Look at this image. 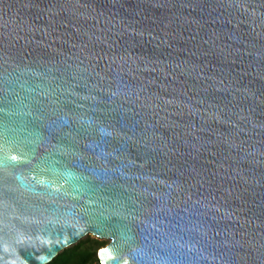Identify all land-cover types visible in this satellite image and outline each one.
Returning a JSON list of instances; mask_svg holds the SVG:
<instances>
[{
	"label": "water",
	"instance_id": "water-1",
	"mask_svg": "<svg viewBox=\"0 0 264 264\" xmlns=\"http://www.w3.org/2000/svg\"><path fill=\"white\" fill-rule=\"evenodd\" d=\"M88 235L264 264V0H0V264Z\"/></svg>",
	"mask_w": 264,
	"mask_h": 264
},
{
	"label": "trees",
	"instance_id": "trees-1",
	"mask_svg": "<svg viewBox=\"0 0 264 264\" xmlns=\"http://www.w3.org/2000/svg\"><path fill=\"white\" fill-rule=\"evenodd\" d=\"M104 242L93 238L82 239L78 244L60 253L49 264H101L98 252Z\"/></svg>",
	"mask_w": 264,
	"mask_h": 264
},
{
	"label": "rangeland",
	"instance_id": "rangeland-1",
	"mask_svg": "<svg viewBox=\"0 0 264 264\" xmlns=\"http://www.w3.org/2000/svg\"><path fill=\"white\" fill-rule=\"evenodd\" d=\"M88 237L93 238V239H97V240H99V241H102V242H104L105 245L108 243L107 240H101V239H98V238H96V237H94V236H92V235H88V236L85 237L84 239H86V238H88ZM105 245H104V246H105ZM104 246H103V247H104Z\"/></svg>",
	"mask_w": 264,
	"mask_h": 264
}]
</instances>
